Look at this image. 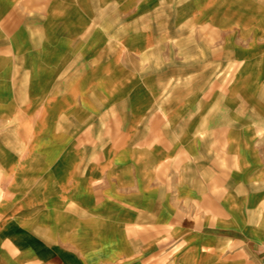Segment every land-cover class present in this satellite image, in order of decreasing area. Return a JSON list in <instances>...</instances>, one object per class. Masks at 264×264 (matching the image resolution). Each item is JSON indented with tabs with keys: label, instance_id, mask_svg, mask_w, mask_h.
<instances>
[{
	"label": "crops",
	"instance_id": "1",
	"mask_svg": "<svg viewBox=\"0 0 264 264\" xmlns=\"http://www.w3.org/2000/svg\"><path fill=\"white\" fill-rule=\"evenodd\" d=\"M0 264H264V0H0Z\"/></svg>",
	"mask_w": 264,
	"mask_h": 264
},
{
	"label": "rangeland",
	"instance_id": "2",
	"mask_svg": "<svg viewBox=\"0 0 264 264\" xmlns=\"http://www.w3.org/2000/svg\"><path fill=\"white\" fill-rule=\"evenodd\" d=\"M25 127V129H24V132H26L25 134H24V140L22 141V147L24 148H28V146H29V136H30V133H31V126L29 127V126H24ZM44 127V126H43ZM109 126L108 125H103L102 126V128L101 127H96V129H94V131L96 132V133H102V137H103V140L101 141V143H105L106 142V140H104V138L107 136V134H108V132H109V130L112 132V133H114V134H116L117 136H119L118 135V133H121L122 132V125H118V126H111V128H108ZM107 128V129H106ZM42 144H44V143H42ZM50 144H52V145H50V146H52L53 147V145H58V144H60V141H58V140H56L55 141V139H54V141H50ZM96 143L94 142V141H92V139H87V141H86V145H87V148L89 149V150H93L94 149V147H96V148H98V146H96L95 145ZM41 147H43V145H41ZM59 222V225H62V226H59V230H62L61 229V227H63L64 226V221L63 220H61V221H58ZM64 222V223H63ZM73 224V223H72ZM72 224H71V229H73L74 230V228H75V226H72ZM76 224V223H75ZM72 232V231H71ZM78 232V231H77ZM76 232V230L74 231V233H73V235H71V240L73 241V240H75V241H77L78 240V233ZM87 240H88V238H86ZM74 241V242H75ZM90 254V253H89ZM87 255H88V253H87Z\"/></svg>",
	"mask_w": 264,
	"mask_h": 264
}]
</instances>
